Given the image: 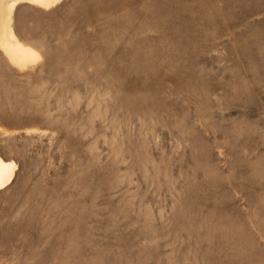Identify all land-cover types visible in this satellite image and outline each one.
I'll use <instances>...</instances> for the list:
<instances>
[{"label": "rangeland", "instance_id": "obj_1", "mask_svg": "<svg viewBox=\"0 0 264 264\" xmlns=\"http://www.w3.org/2000/svg\"><path fill=\"white\" fill-rule=\"evenodd\" d=\"M12 25L40 56L0 48V264H264V0L20 3Z\"/></svg>", "mask_w": 264, "mask_h": 264}, {"label": "bare ground", "instance_id": "obj_2", "mask_svg": "<svg viewBox=\"0 0 264 264\" xmlns=\"http://www.w3.org/2000/svg\"><path fill=\"white\" fill-rule=\"evenodd\" d=\"M57 1L58 0H0V48L8 54L7 56H9L13 62L17 63L16 65L26 66L31 62H35L40 54L35 48L19 40L12 25V11L14 7L20 3H28L40 8H49L55 5ZM0 161H3L2 175H0L1 190L13 179L17 164L14 161H6L1 155Z\"/></svg>", "mask_w": 264, "mask_h": 264}, {"label": "snow or ice", "instance_id": "obj_3", "mask_svg": "<svg viewBox=\"0 0 264 264\" xmlns=\"http://www.w3.org/2000/svg\"><path fill=\"white\" fill-rule=\"evenodd\" d=\"M3 161H0V175H2Z\"/></svg>", "mask_w": 264, "mask_h": 264}]
</instances>
